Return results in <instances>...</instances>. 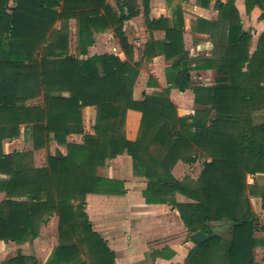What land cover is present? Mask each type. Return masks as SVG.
Masks as SVG:
<instances>
[{"label": "trees", "instance_id": "1", "mask_svg": "<svg viewBox=\"0 0 264 264\" xmlns=\"http://www.w3.org/2000/svg\"><path fill=\"white\" fill-rule=\"evenodd\" d=\"M167 0L169 18L150 19L149 0H0V241L17 246L38 236L48 219H58V245L46 264H115L106 242L92 229L85 213L89 194L122 195V182L98 175L105 162L126 153L135 174L147 180L142 192L147 204H167L179 216L187 234L203 231L210 238L193 244L184 264H255L257 217L247 192L257 187L247 175L264 174V123L252 114L264 109V31L250 53V33L244 31L235 0L213 3L216 22L198 21L214 43L212 57L191 59L184 48L181 2ZM212 0H196L209 8ZM246 14L255 8L264 16V0H244ZM142 12L146 35L140 59L124 26ZM77 26V55L68 52V25ZM59 28H54L56 23ZM112 31L124 54L88 56L96 34ZM163 31L162 40L152 33ZM218 53V55H217ZM162 55L169 63L162 92L143 93L134 100L133 88L143 65ZM214 70L212 86L192 82L191 72ZM148 87H155L149 77ZM191 89L194 114L179 117L169 89ZM67 93L68 96H63ZM41 98L42 103L28 104ZM95 108L93 133L83 130L82 109ZM128 111L140 113L136 138L126 137ZM34 150L53 139L65 154L47 156V165L33 168L28 153L4 154L2 142L21 135ZM82 135V143L67 137ZM207 157L197 180L172 175L180 161L192 165L196 154ZM179 193L193 201L176 202ZM264 200V192L261 194ZM230 223L220 235L210 226ZM36 264L19 252L5 264Z\"/></svg>", "mask_w": 264, "mask_h": 264}, {"label": "crops", "instance_id": "2", "mask_svg": "<svg viewBox=\"0 0 264 264\" xmlns=\"http://www.w3.org/2000/svg\"><path fill=\"white\" fill-rule=\"evenodd\" d=\"M9 1L11 4L14 0ZM215 1L216 0H212L209 8L199 7L196 0H186L180 3L184 19L183 43L191 59H202L203 57L209 58L213 56L214 43L210 39L209 34L199 30L198 21L206 20L216 22L218 13L213 6ZM219 1L224 2L226 0ZM138 2L141 4V0H138ZM235 7L238 10L243 30L250 33V53H253L256 49L258 38L264 31V16L260 18L262 13L257 8L249 15L246 14L244 0H235ZM149 8L150 19L170 17V7L167 0H149ZM136 18H139V16ZM136 18H133L124 26L127 40L129 44L133 46L135 43L132 42L131 38L128 36L127 25L131 24V21ZM141 30L144 39H141V43H138L137 47H140L141 44L143 50V46L147 39L144 28L141 27ZM104 34L105 33L96 35L100 39ZM152 35L154 40H162L164 38L163 31H154ZM142 50L139 51L134 49V59L136 61L140 59ZM117 55L121 59L125 58L122 52ZM168 65L169 63L166 62L162 55L154 57L151 63L145 65L149 73L140 91H138L137 86L140 80L138 79V81H136L133 88L134 100H141L143 93L151 95L154 92H162L170 86L166 79V68ZM190 75L192 82L199 86H212L214 84V79L217 77L216 71L214 70L193 71ZM149 77L155 81V87L147 86ZM203 79H205L206 83L199 82ZM63 96H68V94L63 93ZM169 99L175 106L176 113L179 117L194 114L196 106L194 104V94L191 89L180 92L178 89L171 87L169 89ZM95 113L94 107L82 109L84 133H93L92 127L95 122ZM263 113L264 109L252 114L254 125L264 123V120L260 122L257 121L259 118L261 119L263 117ZM139 124L140 113L128 111L126 116V137L128 140H135ZM19 136L23 145L29 143L27 145L29 147L30 145L32 146V143L27 142L24 138L23 127H21V135ZM17 138L4 141L12 143L17 140ZM82 139V135L72 134L69 135L66 140L68 143L81 144ZM44 148H49V155H54L55 152H60L61 154H65L66 152V148L58 145L53 139H51L48 146ZM2 150L4 154H12L13 152L28 153L29 157H27V160L33 168L38 169L44 167L39 165L38 161V154L42 149L34 150L32 153L23 152L21 149L20 151L15 149L9 152H6L4 148H2ZM181 165H183V163L179 161L172 170V175L175 179H178L175 173L180 169ZM98 175L107 180L122 182L124 185V194L122 195L89 194L85 199V213L92 225V229L106 242L108 248L113 253L114 263L184 264L188 253L193 248V243L185 240L186 229L179 219L177 211L173 207L167 204H147L145 202L142 195L145 179L143 177H137L135 173H133L131 158L124 153L112 160L106 161L104 166L99 168ZM7 180V175L0 174V182ZM4 199L5 193L1 191L0 202ZM178 199L179 197H177V201ZM50 219L51 220H48L50 224L56 219L58 225L56 216ZM44 231L45 229H42V232L38 233L36 238L29 239L24 244L18 246L20 254L25 258L34 259L36 264H46L54 248H51L49 253L41 251V241H45L46 239ZM2 243H4V245L7 244V242L0 241V244ZM57 245L58 244H56V246ZM260 246L264 247V244ZM26 264H31V261H27Z\"/></svg>", "mask_w": 264, "mask_h": 264}, {"label": "rangeland", "instance_id": "3", "mask_svg": "<svg viewBox=\"0 0 264 264\" xmlns=\"http://www.w3.org/2000/svg\"><path fill=\"white\" fill-rule=\"evenodd\" d=\"M60 26L61 25L58 22L55 24L54 28L57 29ZM127 26H128L127 27L128 28V30H127L128 36L131 38L132 42H134L136 44V45L134 44V46L132 45L133 49H137L139 51L142 50L141 44H140V47H137V44L141 43V39L143 38V34H142V30H141V27H143L142 15L140 14L139 18L134 19L133 21H131V24H128ZM67 35H68V39H69L68 52L70 55L76 56L77 50H78V47H77L78 46V38H77V26H76V23L74 20H71V22L68 25ZM94 40H95L94 46H92L88 49V56H91L94 54H104V53L117 55V54L122 52L117 39L114 38L113 33L110 30L108 32H105L104 36L100 37V39L97 35L94 36ZM148 73H149L148 68L145 65H143L141 67V69L139 70V76L136 80V81H138V79L140 80L137 84L138 91H140L142 89L141 86L143 87L144 81L147 78ZM199 82L206 83L205 79H203L202 81H199ZM135 84H136V82H135ZM41 103H42L41 98L28 102V104H32V105H37V104H41ZM87 119H88V117H87ZM261 120H264V113H263V117L261 119L259 118L257 121L260 122ZM20 141H21L20 136L17 138V140L13 141L12 143L8 142V141H4L2 148H4V150L6 152H9L11 150L14 151L15 149L16 150L18 149L19 151L21 149L23 152H31V153L34 151V149L31 145H30V147L27 145V144H29V143H27L29 141L26 142L27 143L26 145H23V142L21 141V143H20ZM49 153H50L49 148H42V151L38 154L39 165L46 167L47 156L49 155ZM193 154H196V156H198L197 161L192 165H188V164L182 162L183 165H181L180 169L177 170L175 173L176 176L178 177V179H177L178 181H182L185 177H188L191 181L195 182L199 176L201 169H202L203 162L206 160H209V159H207V157H205L204 155H201L200 153L195 152ZM133 173H134V171H133ZM135 175L137 177H142V176H139L137 174H135ZM246 183L248 185H254L257 187L258 194L256 196L249 194V191L247 192V194H248V199L250 202L251 210H252L253 214L257 217V220H258L259 230L256 232V237L260 240H263L264 239V200H263L261 194L264 192V175H257L255 177H251V176L247 175ZM146 185H147V180L145 179L144 190L147 187ZM123 186L124 185H122V188H123ZM177 197H179L178 201H177ZM175 200H176V202L181 203V204L193 203V201L191 199H189V198H187V197H185L179 193H177L175 195ZM48 220H51V219L49 218ZM48 223L46 224V222H45V224L42 225L40 227V230H39V233H41L42 229H45L44 236L46 239H45V241H41L42 244L40 245V249H41V251H46L47 253H49L51 248H53V247L55 248L56 244H58V242H59V240L57 241L56 219L51 224L50 223L48 224ZM220 224H223V223H216V224H212V225H220ZM224 231L220 232L219 235L221 233H223ZM185 240L190 241L189 235L187 234V231H186V235H185ZM31 245H32V243H31ZM18 252L20 253V249H18L17 245H14L10 242H7V244H5V245H4V243L0 244V264H5L6 261L16 257ZM254 257H255V264H264V247L263 246H259V247H257V249H255Z\"/></svg>", "mask_w": 264, "mask_h": 264}, {"label": "water", "instance_id": "4", "mask_svg": "<svg viewBox=\"0 0 264 264\" xmlns=\"http://www.w3.org/2000/svg\"><path fill=\"white\" fill-rule=\"evenodd\" d=\"M231 226L230 223H223L220 225H211L210 231L214 235H219L220 232ZM210 238V235L205 234L203 231H197L189 236L190 241L193 244L200 245Z\"/></svg>", "mask_w": 264, "mask_h": 264}]
</instances>
